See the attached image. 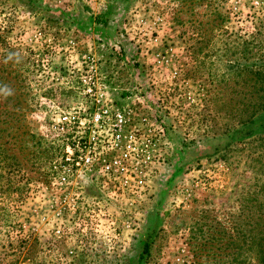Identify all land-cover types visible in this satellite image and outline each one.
<instances>
[{
    "label": "rangeland",
    "instance_id": "rangeland-1",
    "mask_svg": "<svg viewBox=\"0 0 264 264\" xmlns=\"http://www.w3.org/2000/svg\"><path fill=\"white\" fill-rule=\"evenodd\" d=\"M85 63L120 107L160 100L141 215L52 179L42 127ZM0 264H264V0H0Z\"/></svg>",
    "mask_w": 264,
    "mask_h": 264
},
{
    "label": "built area",
    "instance_id": "built-area-1",
    "mask_svg": "<svg viewBox=\"0 0 264 264\" xmlns=\"http://www.w3.org/2000/svg\"><path fill=\"white\" fill-rule=\"evenodd\" d=\"M64 69L73 75L66 83L72 105L53 103L42 127L46 138L57 137L62 143V154L52 162V179L63 187L93 183L105 190L106 201L126 200V214H143L148 190L166 165L171 148L163 121L157 118L163 119L160 100L151 89L145 91L139 104L157 102L161 113L155 115L148 106L151 114L137 115L135 101L128 107L117 105L102 82L99 66L85 63ZM54 76L60 79L53 70L50 78ZM103 207L92 212L118 214L116 206L111 211Z\"/></svg>",
    "mask_w": 264,
    "mask_h": 264
},
{
    "label": "trees",
    "instance_id": "trees-1",
    "mask_svg": "<svg viewBox=\"0 0 264 264\" xmlns=\"http://www.w3.org/2000/svg\"><path fill=\"white\" fill-rule=\"evenodd\" d=\"M146 250V248H144V251Z\"/></svg>",
    "mask_w": 264,
    "mask_h": 264
}]
</instances>
